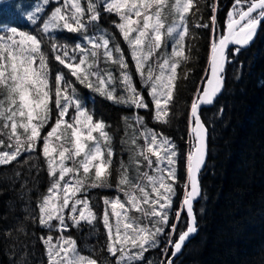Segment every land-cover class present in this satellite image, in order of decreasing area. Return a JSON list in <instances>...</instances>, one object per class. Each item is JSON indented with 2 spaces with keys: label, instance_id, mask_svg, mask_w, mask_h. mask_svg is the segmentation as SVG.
Returning a JSON list of instances; mask_svg holds the SVG:
<instances>
[{
  "label": "snow or ice",
  "instance_id": "obj_1",
  "mask_svg": "<svg viewBox=\"0 0 264 264\" xmlns=\"http://www.w3.org/2000/svg\"><path fill=\"white\" fill-rule=\"evenodd\" d=\"M52 3L56 6L49 12ZM194 6V0H100L99 4L87 0L86 12L81 0H32L26 5L0 0V11L23 7L28 21L40 26L35 34L0 26V137L8 141V150L0 151V166L19 162L21 156L37 151L42 143L39 151L51 183L38 201L39 215L33 219L49 231L55 228L59 233L57 237H40L48 264H107L106 258L97 260L81 254L76 240L63 235L69 230V220L72 226L93 224L97 220L87 190L112 186L115 155L110 126L94 119V113L77 95V83L116 104L135 109L149 107L133 83L124 52L114 42V35L98 28L101 11L117 17L119 22L113 21V26L126 42L136 72L149 86L153 119L167 124L172 116L169 106L173 103L177 69L190 60L185 42L189 35V13ZM211 11L208 68L190 106L188 182L183 207L176 212L179 219L181 211L186 209L189 222L178 240L174 243L169 240L173 257L197 231L193 202L199 195L198 174L207 157V128L201 120L200 108L212 104L223 89L229 46H235L232 52L238 54L264 23V0H234L223 30L217 28L215 5ZM197 13L198 8L193 15ZM195 27L209 25L196 22ZM90 29L93 34H89ZM65 31L81 34L86 44L77 43L70 48L67 43H59L58 36L53 34ZM46 48L55 53L54 60L67 73L57 69L53 74ZM101 62L119 67L120 95H117L116 77L111 70H102ZM190 72H185L183 78L187 79ZM53 104L57 117L43 134L52 119ZM124 121L126 135L130 133L126 142L130 144L129 159L135 165V175L130 174V167L122 161L116 170V188L124 200L120 195L103 197L101 219L108 237L106 251L114 264H136L143 260L149 248L157 246L159 235L169 224L168 210L176 195L178 149L171 138L148 128L142 116L124 117ZM140 139L143 145L138 143ZM4 146L5 140L0 139V147ZM24 163L36 167L30 158ZM143 163L151 169V174L140 171ZM15 175L18 178L21 173ZM111 218H115L114 223ZM171 231H176L175 224L171 225ZM166 264L173 261L168 259Z\"/></svg>",
  "mask_w": 264,
  "mask_h": 264
},
{
  "label": "trees",
  "instance_id": "obj_2",
  "mask_svg": "<svg viewBox=\"0 0 264 264\" xmlns=\"http://www.w3.org/2000/svg\"><path fill=\"white\" fill-rule=\"evenodd\" d=\"M16 1L11 0V3L26 5L32 0H22L20 4ZM96 3L99 4L100 0H96ZM81 4L87 12V0H81ZM194 5L189 13V35L185 42L190 60L177 69L173 103L169 106L172 116L167 124H159L153 119L154 108L148 95L149 86L144 84L136 72L131 52L119 30L113 26V21L117 22L116 16L101 11L98 28L114 35V42L119 43L124 52L133 83L143 93L149 107L135 109L116 104L77 83V95L94 113V119L103 120L110 126L108 130L113 137L115 153L112 186L87 190L97 220L93 224L81 223L79 226H72L71 221H67L70 226L67 236L76 240L77 248L83 255L97 260L106 258L107 264H114L113 258L106 251L108 237L101 219L104 210L102 198L120 195L121 200H124L116 188V170L122 161L130 167V174L135 175V165L129 159L130 144L126 141L130 133L126 135L124 117L131 118L138 114L144 118L148 128L171 138L178 149L174 185L176 195L171 210L179 206L185 193V165L190 144L188 116L191 101L205 76L212 35L211 8L215 5L217 28L223 30L227 22V10L233 8L234 0H194ZM197 8L199 13L193 15ZM196 22L208 24L209 27H195ZM0 26L16 27L18 31L33 34L40 31L28 21L23 7L0 11ZM89 34H93L91 29ZM95 34L99 35V32ZM53 35L70 48L77 43L86 44L78 33L65 31ZM232 49L228 51L229 62L223 73L222 91L211 106L200 109L201 120L207 128V157L198 176L199 195L193 204L197 231L172 260L173 264H264V23L258 26L250 45L241 48L235 55ZM46 51L49 53L53 74L57 69L67 73V69L54 60L55 53L50 48H46ZM100 68L112 71L116 77L117 95H120L119 67L101 62ZM189 70L191 72L187 79L183 78ZM56 117L53 104L52 119L43 134L50 130ZM129 123H132L131 119ZM0 139L5 140V146L0 147V151L8 150L7 138ZM138 143L143 145V140H138ZM40 147L42 143L37 151L21 156L19 162L0 166V264L44 263L45 245L40 237L45 235L46 228L33 217L39 215L37 203L46 193L51 179ZM29 158L36 165L35 168L24 163ZM140 171L151 174L146 163L140 166ZM17 172L21 173L18 178L15 175ZM168 216L169 224L164 226L163 233L159 235L157 246L149 248L143 260L136 264H159L160 261L165 264L169 256V240L174 241L186 227L182 212L174 222L171 212ZM172 224L176 225L174 233L170 231ZM21 227L23 232L18 231ZM165 249H168L167 253Z\"/></svg>",
  "mask_w": 264,
  "mask_h": 264
},
{
  "label": "rangeland",
  "instance_id": "obj_3",
  "mask_svg": "<svg viewBox=\"0 0 264 264\" xmlns=\"http://www.w3.org/2000/svg\"><path fill=\"white\" fill-rule=\"evenodd\" d=\"M18 4H20V3H22V0L20 1V0H17L16 1ZM36 2H39V0H36ZM30 3H32V1L30 2ZM29 3V4H30ZM56 6V4L55 3H52V4H50L49 5V7H48V11L50 12L51 10H52V8H54ZM106 13V12H105ZM114 15V14H113ZM26 17H27V15H26ZM117 18V17H116ZM117 22H119L118 21V19H117ZM32 24V23H31ZM36 28H39V30H40V26L39 25H34ZM45 37H47V36H45ZM58 42L59 43H64V42H62L61 40H59L58 39ZM167 51L168 52H170L171 51V45L169 44V46H168V49H167ZM153 108H154V105H153ZM141 109H143V108H141ZM189 138H190V136H189ZM191 142V141H190ZM143 143H144V141H143ZM190 147H191V143L189 144V148H188V152L190 151ZM185 167H186V165H185ZM186 169V168H185ZM184 197V194H183V196H182V198ZM181 201H182V199H181ZM181 201H180V204H179V206H177L175 209H172L171 210V208L168 210V213L169 212H171L172 213V216H173V222L177 219V217H176V212H177V210L178 209H181ZM172 204H173V200H172ZM172 206V205H171ZM182 212V211H181ZM114 221H115V218H112V222L114 223ZM69 222H70V220H69ZM53 223H55V222H53ZM72 223V222H71ZM46 229H44V233H45V237L46 236H48V235H52V236H54V237H57L58 235H59V233H57V231L55 230V228H53L51 231H49V229L47 228V227H45ZM170 231H171V226H170ZM63 235L64 236H66L67 237V235H68V232L66 231V232H64L63 233ZM168 245V244H167ZM171 244H169V246H170ZM169 255H170V250H169ZM29 263V262H28ZM27 263V264H28ZM41 264H42V262H40ZM43 264H48V258H47V255H46V249H45V257H44V263ZM159 264H163L161 261H160V263Z\"/></svg>",
  "mask_w": 264,
  "mask_h": 264
},
{
  "label": "water",
  "instance_id": "obj_4",
  "mask_svg": "<svg viewBox=\"0 0 264 264\" xmlns=\"http://www.w3.org/2000/svg\"><path fill=\"white\" fill-rule=\"evenodd\" d=\"M228 12H229V11H228ZM255 34H256V33H255ZM254 36H255V35H254ZM253 39H254V38H253ZM253 39H252V40H253ZM251 42H252V41H251ZM251 42H250L248 45H250ZM248 45H247V46H248ZM232 47H235V46L230 45V46H229V49L232 48ZM244 47H246V46H243V47H241V48H244ZM207 68H208V61H207ZM205 75H206V73H205ZM202 83H203V82H202ZM209 106H211V104H205V105H203L200 109H202V108H207V107H209ZM189 113H190V112H189ZM189 131H190V129H189ZM203 168H204V166L202 167L201 171L203 170ZM201 171H200V172H201ZM198 175H199V174H198ZM187 182H188V181H187V172H186V183H187ZM188 190H190V189H188ZM197 197H198V196H197ZM197 197H196V199H197ZM196 199L194 200V202L196 201ZM182 200H183V199H182ZM194 202H193V203H194ZM182 207H183V206H182V203H181V209H182ZM182 213H183V215L185 216V219H186V227H185V229L183 230V231H185L186 228H187L188 222H189V217H188V215H187V211H186V209H183V210H182ZM183 231H182V232H183ZM182 232H181V233H182ZM192 236H193V234L191 235V237H192ZM191 237H190V238H191ZM178 238H179V235L175 238V240L173 241V243H174L176 240H178ZM190 238L187 239V241L184 243L183 246H185V244L188 242V240H189ZM182 248H183V247H182ZM172 250H173V248H172V245H171V247H170V255L168 256L167 260H168V259L174 260V259L180 254V252H181V251H180L175 257H173V256L171 255ZM167 260H166V261H167ZM165 264H166V262H165Z\"/></svg>",
  "mask_w": 264,
  "mask_h": 264
},
{
  "label": "bare ground",
  "instance_id": "obj_5",
  "mask_svg": "<svg viewBox=\"0 0 264 264\" xmlns=\"http://www.w3.org/2000/svg\"><path fill=\"white\" fill-rule=\"evenodd\" d=\"M255 37V36H254Z\"/></svg>",
  "mask_w": 264,
  "mask_h": 264
}]
</instances>
